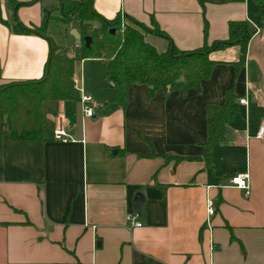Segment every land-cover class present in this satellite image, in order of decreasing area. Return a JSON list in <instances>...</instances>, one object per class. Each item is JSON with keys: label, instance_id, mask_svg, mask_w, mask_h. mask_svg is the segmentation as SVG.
I'll return each mask as SVG.
<instances>
[{"label": "crops", "instance_id": "obj_1", "mask_svg": "<svg viewBox=\"0 0 264 264\" xmlns=\"http://www.w3.org/2000/svg\"><path fill=\"white\" fill-rule=\"evenodd\" d=\"M13 1L19 4L1 0L5 21L46 23L59 52L76 57L82 42L71 33H80L79 17L65 23L57 12L80 0ZM93 3L110 20L156 22L167 36L144 37L159 52L172 43L194 50L227 39L231 21H247L254 34L239 70V45L211 52L215 64L198 89L180 83L150 95L148 84L130 83L124 99L113 100L105 67L77 60L75 75L96 108L89 117L79 104L76 123H65L68 141L13 140L0 121V264H264V137L257 136L264 125V7L259 15L256 0ZM53 22L66 30L67 45ZM48 56L45 37L0 21V85L41 78ZM231 90L239 108L208 160L209 118ZM245 172L248 195L229 182ZM138 192L145 196L141 215ZM208 198L216 207L211 217ZM129 214L142 225L132 227Z\"/></svg>", "mask_w": 264, "mask_h": 264}, {"label": "trees", "instance_id": "obj_2", "mask_svg": "<svg viewBox=\"0 0 264 264\" xmlns=\"http://www.w3.org/2000/svg\"><path fill=\"white\" fill-rule=\"evenodd\" d=\"M207 0H200L205 4ZM219 2L229 0H215ZM241 1V0H232ZM14 5L19 4L11 0ZM256 12L262 15L263 0H256ZM79 14L82 47L76 57H68L59 52L58 45L47 35L46 23L40 27H29L18 19L13 24L3 19L0 0V21L17 33H35L49 42V56L45 64L44 75L39 79L12 81L0 85V121H6L7 129L13 140H51L57 126V117L64 112L66 122L72 126L77 121L80 93L75 88V62L82 59H100L105 65L104 78L112 84L113 100H122L130 83L148 84L150 95L161 88L174 87L183 83L185 88H200L215 64L209 55L218 49L233 45L241 48L238 70L244 64L248 44L254 29L247 21H231L229 37L211 44L206 40L203 46L194 50H180L172 43L166 52H159L155 46L145 40L144 33L134 27H128L124 33L117 28L121 17L107 19L94 8L93 0H80L73 11ZM73 17L62 18L68 23ZM130 21L145 31L166 35L154 22L148 27L134 18ZM100 22L93 26L92 21ZM113 28L116 29L113 33ZM208 23L204 32L207 35ZM84 37H90L87 45ZM184 77L182 82L179 79ZM239 108V97L231 90L223 103L218 104L209 118V136L205 145V156L210 160L215 144L227 138V125Z\"/></svg>", "mask_w": 264, "mask_h": 264}, {"label": "built area", "instance_id": "obj_3", "mask_svg": "<svg viewBox=\"0 0 264 264\" xmlns=\"http://www.w3.org/2000/svg\"><path fill=\"white\" fill-rule=\"evenodd\" d=\"M124 15H122V20H124ZM77 49H80L82 47V43H77L75 45ZM74 84L75 88L80 93V103L82 106V110L85 115L87 116H93L95 114V108L96 104L94 102L93 97L88 94L85 91V88L83 86V78L74 76ZM241 103L248 104L247 99H241ZM66 118L64 114H60L57 120V126L54 132V139L56 140H62V141H68L72 139V136L69 134V132L66 129ZM259 138L264 137V125L261 126L260 131L257 135ZM249 173H239L234 176H232L229 180L230 184L237 186L240 189L245 190V193L248 195L250 193V184H249ZM216 213V207L215 202L211 199H207V214L209 217L213 216ZM127 220L130 223L132 227H139L142 225V223L138 220V215L135 214H129L127 216Z\"/></svg>", "mask_w": 264, "mask_h": 264}, {"label": "rangeland", "instance_id": "obj_4", "mask_svg": "<svg viewBox=\"0 0 264 264\" xmlns=\"http://www.w3.org/2000/svg\"><path fill=\"white\" fill-rule=\"evenodd\" d=\"M78 2H80V1H73L72 3H71V8L69 9V10H64V9H61V12H57L58 14L59 13H61L60 14V18H66V17H75L76 15L79 17V14H72V13H74L73 11H74V9L76 8V6H77V3ZM78 19V18H77ZM78 21L81 23V21H80V19H78ZM91 24L93 25V26H99L100 25V22L99 21H97V20H94V21H92L91 22ZM134 27L135 29H138V30H142L143 31V33L145 32V30L144 29H142L140 26H138V25H136L135 23H133L132 21H130V20H127L126 18L124 19V20H122L121 19V24H120V26L117 28V30L119 31V32H121V33H124V31H126V29L128 28V27ZM52 31L54 32V34H55V36H56V38L57 39H59V41L61 42V46H65V45H67V39L65 38V36H66V30L64 29V27L62 26V24L61 23H58V22H53V24H52ZM72 34V33H71ZM70 35V34H69ZM72 35H70V37H71ZM71 48V47H70ZM78 52V51H77ZM74 53V52H73ZM75 56H77V55H75ZM80 60V59H79ZM87 65H88V67L89 68H93V67H97L98 69L99 68H101V67H105V65H104V63L102 62V61H100V60H96V59H88V61H87ZM60 114H64V112L63 111H61V113ZM59 114V115H60ZM59 117V116H58ZM58 117H57V120H58Z\"/></svg>", "mask_w": 264, "mask_h": 264}, {"label": "water", "instance_id": "obj_5", "mask_svg": "<svg viewBox=\"0 0 264 264\" xmlns=\"http://www.w3.org/2000/svg\"><path fill=\"white\" fill-rule=\"evenodd\" d=\"M113 33H115L116 29L113 28ZM72 34L77 38V39H81V34L76 30V29H73L72 31ZM84 40L86 42L87 45H90L91 43V38L90 37H84ZM184 80V77H181L179 79V82L180 81H183ZM145 203V196L143 193L141 192H138L135 196V199H134V207H135V210L137 211V213L139 215L142 214V208H143V205Z\"/></svg>", "mask_w": 264, "mask_h": 264}]
</instances>
